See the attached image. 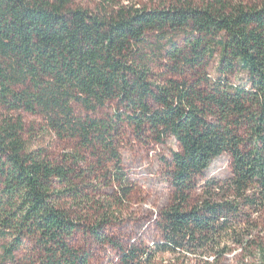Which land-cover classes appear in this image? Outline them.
Instances as JSON below:
<instances>
[{
    "label": "trees",
    "instance_id": "trees-1",
    "mask_svg": "<svg viewBox=\"0 0 264 264\" xmlns=\"http://www.w3.org/2000/svg\"><path fill=\"white\" fill-rule=\"evenodd\" d=\"M72 1L0 0V264H88L73 245L82 228L110 243L100 230L131 191L119 151L127 133L178 148L165 164L173 194L156 221L161 242L118 247L120 264H152L156 253L221 264L238 248L264 264L241 215L264 208V0L95 11ZM17 112L76 152L29 151ZM223 155L231 179L201 184ZM92 177L117 197L95 202L90 227L80 213L95 197L79 184Z\"/></svg>",
    "mask_w": 264,
    "mask_h": 264
},
{
    "label": "rangeland",
    "instance_id": "rangeland-1",
    "mask_svg": "<svg viewBox=\"0 0 264 264\" xmlns=\"http://www.w3.org/2000/svg\"><path fill=\"white\" fill-rule=\"evenodd\" d=\"M177 0H73L74 7L87 10H103L117 6H134L153 9L169 6ZM193 5L201 6L205 0H188ZM251 1V0H244ZM104 113H111L105 110ZM7 112L0 108V119L7 116ZM15 118L20 117L23 122V139L29 151L42 150L51 160H61L65 155L75 153L76 142L71 140H58L53 134L44 129L42 120L24 112H17ZM178 148L176 141L171 138L164 144L156 143L149 139H138L134 134L127 133L122 138L119 151L122 158L121 174L127 180L131 191L121 206L115 205L113 212L115 217L108 214L110 223L100 230L110 243H100L94 239L90 232L84 231L76 234L73 245L82 254L87 255L88 264H120L121 252L118 247L129 246L147 247L154 251L156 244L161 242V234L156 225L160 212L170 204L173 190L166 177L165 164L171 158V153ZM88 166V165H85ZM84 166V167H85ZM80 172V171H79ZM77 172V173H79ZM230 159L223 155L215 159L209 168L203 173L200 183L215 180L224 183L231 179ZM80 181H78L79 183ZM93 184L98 192L85 185ZM83 194L95 197L88 209L80 213L86 218L85 224L92 227L99 220L96 215L95 202H103L108 199L111 202L117 197L116 185L106 186L102 180L92 177L86 179L85 184H79ZM202 190V189H201ZM201 190L195 192V196L201 194ZM253 193V192H252ZM69 202L67 207L71 206ZM85 208V205L83 206ZM243 227L249 223L253 231L249 238L260 239L264 245V208L256 212L252 209L241 208ZM248 220V223H247ZM25 251L18 254L23 258ZM191 259V258H190ZM212 262V259H208ZM152 264H181L175 256L168 253H156ZM191 264H203L192 261ZM221 264H259L258 257L253 251L244 252L236 249L225 257Z\"/></svg>",
    "mask_w": 264,
    "mask_h": 264
}]
</instances>
